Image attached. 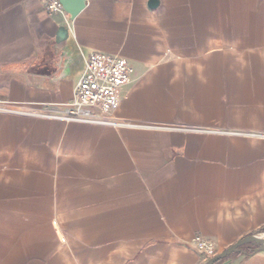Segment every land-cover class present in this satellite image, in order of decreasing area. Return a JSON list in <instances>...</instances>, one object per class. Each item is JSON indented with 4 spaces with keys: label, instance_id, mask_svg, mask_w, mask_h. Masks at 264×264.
<instances>
[{
    "label": "crops",
    "instance_id": "obj_1",
    "mask_svg": "<svg viewBox=\"0 0 264 264\" xmlns=\"http://www.w3.org/2000/svg\"><path fill=\"white\" fill-rule=\"evenodd\" d=\"M92 52L132 68L113 124L47 117ZM258 233L264 0H0V264H206Z\"/></svg>",
    "mask_w": 264,
    "mask_h": 264
},
{
    "label": "built area",
    "instance_id": "obj_2",
    "mask_svg": "<svg viewBox=\"0 0 264 264\" xmlns=\"http://www.w3.org/2000/svg\"><path fill=\"white\" fill-rule=\"evenodd\" d=\"M39 1L50 14L66 13L60 0ZM131 73V65L123 56L92 52L86 59L85 71L75 88L73 100L64 113H48L46 116L67 121L113 124L111 115L120 106L122 90L131 82ZM194 243L200 252L208 256L216 253V247L209 239L198 236Z\"/></svg>",
    "mask_w": 264,
    "mask_h": 264
},
{
    "label": "water",
    "instance_id": "obj_3",
    "mask_svg": "<svg viewBox=\"0 0 264 264\" xmlns=\"http://www.w3.org/2000/svg\"><path fill=\"white\" fill-rule=\"evenodd\" d=\"M64 11L70 15V18L75 19L78 14L85 8L87 0H60ZM68 39V29L66 27H60L58 33V40ZM255 243L258 245V250H264V238L257 235H248L238 240L236 243L229 246L227 249L211 257L206 264H228L229 257L242 251V247L249 244Z\"/></svg>",
    "mask_w": 264,
    "mask_h": 264
},
{
    "label": "rangeland",
    "instance_id": "obj_4",
    "mask_svg": "<svg viewBox=\"0 0 264 264\" xmlns=\"http://www.w3.org/2000/svg\"><path fill=\"white\" fill-rule=\"evenodd\" d=\"M257 236H261V237H264V233H258V234H256Z\"/></svg>",
    "mask_w": 264,
    "mask_h": 264
},
{
    "label": "trees",
    "instance_id": "obj_5",
    "mask_svg": "<svg viewBox=\"0 0 264 264\" xmlns=\"http://www.w3.org/2000/svg\"><path fill=\"white\" fill-rule=\"evenodd\" d=\"M220 263H222V261H221V262H219V263H217V264H220Z\"/></svg>",
    "mask_w": 264,
    "mask_h": 264
}]
</instances>
